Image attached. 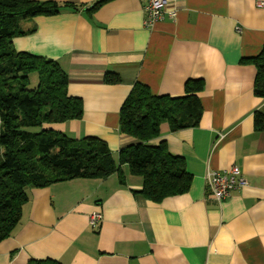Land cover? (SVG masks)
<instances>
[{
    "label": "crops",
    "instance_id": "crops-1",
    "mask_svg": "<svg viewBox=\"0 0 264 264\" xmlns=\"http://www.w3.org/2000/svg\"><path fill=\"white\" fill-rule=\"evenodd\" d=\"M51 1L78 8L25 20L35 32L14 45L57 60L84 111L43 127L100 138L118 161L137 141L120 130V109L136 82L178 96L188 80H200L198 126L173 131L162 122L153 140L185 159L192 182L188 192L154 202L137 192L143 179L119 164L124 181L115 172L31 186L19 224L0 242V264H264V126L256 123L264 98L254 93L251 62L264 46L260 0H176V16L151 26L145 0ZM107 73L119 82L107 83ZM232 166L247 184L218 202L207 171Z\"/></svg>",
    "mask_w": 264,
    "mask_h": 264
},
{
    "label": "trees",
    "instance_id": "trees-1",
    "mask_svg": "<svg viewBox=\"0 0 264 264\" xmlns=\"http://www.w3.org/2000/svg\"><path fill=\"white\" fill-rule=\"evenodd\" d=\"M65 6L78 8L51 0H0V242L19 224L31 186L74 178L104 179L115 172L124 181L119 164H127L132 174L143 179L137 192L154 202L188 192L191 186L185 159L171 153L165 142L153 140L160 135L162 122L173 131L198 126L200 80H188L184 94L178 96L155 95L148 85L136 82L120 109V130L137 141L120 150L118 161L100 138L75 139L43 127L81 118L83 101L69 94V76L57 60L19 51L14 40L35 32L24 26L25 20L58 15ZM251 62L257 68L254 93L264 98V46ZM32 73L38 78L34 88L29 87ZM119 80L115 73L105 77L107 83ZM256 123L264 126L262 114H256ZM30 127L40 130L33 132Z\"/></svg>",
    "mask_w": 264,
    "mask_h": 264
},
{
    "label": "built area",
    "instance_id": "built-area-1",
    "mask_svg": "<svg viewBox=\"0 0 264 264\" xmlns=\"http://www.w3.org/2000/svg\"><path fill=\"white\" fill-rule=\"evenodd\" d=\"M145 1L144 7L147 11V18L145 19L146 26L153 25L156 21L163 19L165 15L175 17L177 14V8L175 6L176 0ZM257 6L264 9V0L258 1ZM245 184H247V180L236 166L222 171L208 170L206 174L207 189L218 202H222L229 197L232 189ZM101 217V214L97 213L92 217L91 222L94 224L101 219Z\"/></svg>",
    "mask_w": 264,
    "mask_h": 264
},
{
    "label": "rangeland",
    "instance_id": "rangeland-1",
    "mask_svg": "<svg viewBox=\"0 0 264 264\" xmlns=\"http://www.w3.org/2000/svg\"><path fill=\"white\" fill-rule=\"evenodd\" d=\"M30 81H31L30 85H29L30 88H34V87L37 86L38 78H37V74L36 73H32L30 75ZM28 129L33 131V132H36V131L40 130V127H30Z\"/></svg>",
    "mask_w": 264,
    "mask_h": 264
}]
</instances>
